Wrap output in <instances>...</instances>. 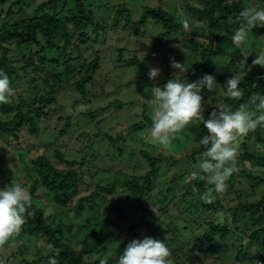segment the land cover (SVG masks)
<instances>
[{
    "label": "trees",
    "instance_id": "obj_1",
    "mask_svg": "<svg viewBox=\"0 0 264 264\" xmlns=\"http://www.w3.org/2000/svg\"><path fill=\"white\" fill-rule=\"evenodd\" d=\"M250 1L192 0V2L185 3V9L190 15L189 17L193 19V23L191 34L189 37H183L184 45L180 47V50L187 52L188 49L185 48L190 47L192 49H189L192 52L190 59L192 60H190L187 72L179 77L182 81H197L205 74H211L216 77L218 85L234 74H242L245 69L243 70L241 66H247V63L242 62L243 54L232 41L236 29L240 26L239 13L251 5H258L256 9L264 8V0H258L257 4L256 2L250 4ZM27 6V0H0V71L8 74L11 86L15 90L12 102L1 105L0 134L16 139L21 137L20 133L25 128L29 136H37L41 120L48 119L54 114L56 104H60V91L66 90V92L71 91L75 94L72 99L74 107L81 102L82 98L90 96L88 94L90 89L95 91L96 84H92V81L94 75L101 68V51L96 50L93 57H88L80 52L77 54L76 48L82 42L87 43L88 39H91L92 29L96 32L105 28L92 9L88 8L87 0H47L42 2L32 15L24 14ZM117 7L114 23L117 25L122 19H125L127 22L124 27H127L131 23L132 13L125 1L119 2ZM152 17L156 18L155 23H160L163 29L155 38L154 44L157 47L160 44L168 46L172 42V38L184 32L182 29L183 20L179 21L173 12L166 10L161 5L146 6L140 21L145 23ZM251 33L255 36L252 40L253 45L263 47L264 27H257ZM231 46L237 49L238 54L231 59L232 67L230 66V69L222 72L217 59L220 55H224ZM15 51L18 55H15ZM137 62L135 58L130 60L131 64ZM173 76L176 75L171 71L165 72L161 78V86ZM241 78L240 87L243 91L241 99L233 100L227 96L224 100V104L229 105L233 110L250 104V97L253 94L264 95V72L260 74L258 80L248 73ZM203 91L201 94L206 98ZM105 108L101 107L95 110L87 108L81 112L74 111L67 117L59 116L58 119L64 122L59 134L65 135L69 129L71 130L72 119L76 114L93 117L95 111H102ZM212 111L206 115L210 117ZM144 119H146L145 122L141 120L134 123L132 129L139 131L151 128V118L144 117ZM200 127L203 130L206 129L202 122ZM101 133L103 132L92 134L96 141H103L105 138L114 143L117 140H126L122 131L118 136L109 135L110 139L107 138L108 136L100 135ZM252 142L264 145V127H257L244 139L241 145L244 149L242 157L244 159L240 158L239 160H248L254 166L264 168V150L258 151L257 148L253 151L249 150ZM115 149H117L116 155L125 156V150L121 145ZM205 150L204 147L200 148L197 152L198 155H202ZM137 151V149L131 150L129 156H134ZM140 151L153 170L148 172L141 179L142 181L136 176L125 181V186L129 191L127 197L115 201L114 195L117 191L114 186H100L99 184L96 186V190L113 195L111 208L121 216V219L129 217L126 211L130 208L124 207L123 204L130 205V202L134 206V211L139 214V220L136 223H132L127 229L122 227V231L123 229L127 230V240L122 241L117 238L115 235L116 225H118L116 216L108 212L107 214L112 218L91 231L82 240V247L76 249L66 240V235L71 233L68 226L64 225L61 220L58 222L54 216L47 215L34 199L39 188H43L48 195L53 197L55 204L60 209L73 206V209L79 213L89 205L96 204L99 198L96 190L90 194L81 195L82 185L86 184L85 173L81 170L85 166L84 158L77 156L67 159L62 152H57V158L64 164L63 167H59L47 155H39L31 160H26V154L23 151L14 149L18 159L26 164L29 181H32L29 191L33 196V206L26 214V222L17 238L18 241H21V246L23 247L25 243L23 236L33 237L43 234L49 248L52 246L58 250L59 254L50 252L46 256H41L39 261L48 262L49 258L55 255L58 264H112L114 260L112 255H117L119 258L129 243L128 235L132 233L141 239L151 236L163 240L171 249L175 264H205L204 261L208 259L211 260V264H227L224 258L231 259V257H235L232 259V264L255 262L256 259L253 255H245L246 246H241L239 250H236L234 256H227L226 253L230 252L229 241L238 236L237 232L248 236L249 245L258 248L257 250L254 248L252 251H259L261 248L264 250V195L236 206H227L219 196L212 203H205L201 200V204L196 205L194 209L198 218L202 217L197 225L191 226L192 218H188L189 220L184 218L181 225L165 224L160 222L162 221L159 217L161 214H156L149 207L151 204L149 202L150 193L154 187V177L161 155L156 157L150 155L147 150ZM180 160L177 159L174 162L179 164ZM9 163L10 160L5 155V151L3 154L0 153V177L4 181L5 187L10 183H16V171L10 168ZM238 167L240 168L239 164ZM88 170L91 171V168L88 167ZM243 172L254 182H264V172L262 171L254 173L245 167ZM175 178H177L176 174H174V180ZM191 180L193 182L186 181L187 186H183L187 194L195 192L198 186H204L203 180ZM233 180L232 176L227 182L230 188L233 187ZM250 186L251 190L256 189L254 184H250ZM173 189L174 186L170 185L169 191ZM232 190L239 195L241 193V189L234 187ZM199 194L202 195L203 192L199 191ZM174 197L167 200L165 196L161 201L165 212H168L172 204H178ZM220 209L228 214L226 219L224 217V221H221L220 215L224 213H219ZM137 214L131 216L137 218ZM229 216H231V222L228 221ZM241 221H245V225H241ZM183 232L194 235L189 243L181 240L180 234ZM117 240L119 245L112 254H99L104 248L111 249ZM13 242L17 241L9 243ZM9 250V258H7L8 254L0 256L5 262L18 255L17 249L15 250L13 246L9 247ZM263 258L262 254L259 255V262H262ZM39 261H33L30 264H38Z\"/></svg>",
    "mask_w": 264,
    "mask_h": 264
},
{
    "label": "rangeland",
    "instance_id": "obj_2",
    "mask_svg": "<svg viewBox=\"0 0 264 264\" xmlns=\"http://www.w3.org/2000/svg\"><path fill=\"white\" fill-rule=\"evenodd\" d=\"M13 1V0H11ZM47 0H27V8L24 12L25 15H32L35 9ZM88 8H91L97 19L105 26L98 31H91V39H88L87 43L82 42L80 46H77L76 53L84 54L88 57H93L96 50H100L102 57L101 68L94 75L92 84H96L95 91L90 89V96L81 99V102L74 107L72 103L75 94L71 91H60V104H56L55 113L48 119L41 120L40 129L37 136H29L27 129L25 128L19 139L13 138L9 135L0 134V153L5 155L10 160V168L16 171V182L21 183L23 186L30 188L31 180L27 173L26 164L22 163L14 149L23 151L26 160H31L39 155H47L53 162L57 163L59 167H63L64 164L57 158V152H62L67 159H73L75 157L84 158L85 166L82 167L84 171V177L86 184L82 185V193L90 194L96 190V186H114L117 192L129 193L125 186V181L130 180L132 176H136L140 180L143 179L148 172L152 171V166L140 153L142 149L152 155L159 157L158 170L154 177V187L150 193L149 207L156 214H161L159 217L165 224L176 225L184 222L183 219L192 218L191 226L202 220L194 212L195 206L201 204L200 192H204L209 185L203 180L204 186H198L197 190L191 194L185 193L187 186L186 181L193 182L190 179V174L196 170L198 158H202V155H198V151L203 146L199 144L200 138L208 134L207 129L197 127L195 125L185 128L177 138L172 141L168 146H162L156 143L150 136V129H144L135 131L132 129V125L136 122L146 121L145 118L150 117L151 106L149 100L151 99V88L153 86H161L162 75L165 72L175 74L177 69L172 68L171 60L174 58L176 61L185 63L186 67L190 64V54L192 50L190 47L187 52L180 50V47L184 45L183 37H189L191 34V26L193 19L185 9V3L192 0H87ZM125 1L126 5L130 9L131 23L124 27L126 20L122 19L119 24H115V14L117 11V5L119 2ZM194 1V0H193ZM258 0H251L250 4ZM198 4V2H197ZM161 5L166 10L173 12L179 21L183 20L182 29L183 33L177 37L172 38V42L168 46L160 44L158 47L154 44L155 38L159 33L163 31L160 23H155L156 18H150L145 23L141 22V14L146 6L157 7ZM256 6V7H255ZM251 5V8H257L258 5ZM177 13H175V12ZM184 24L188 25L189 31H185ZM255 36L250 33V39L246 44L242 45L239 49L244 55H249L247 58V66H241L244 70L240 76L248 73L258 80L260 74L264 72V68L259 65H253L252 61L257 58L258 54L264 51V46H254L252 40ZM262 47V48H261ZM238 54L237 49L234 47L228 48L224 55H220L217 59L218 65L222 72L226 69H230L231 59ZM15 55L18 53L15 51ZM135 58L138 62L131 64L130 60ZM157 67L161 69L160 75L152 80L149 78V72L151 68ZM232 67V66H231ZM184 73L175 74L179 77ZM226 82L227 80L219 83L216 88L209 91L207 87L203 90L206 98L205 103V118H209L206 115L212 111L215 105L224 103L226 94ZM91 84L89 85L90 88ZM28 88V87H27ZM87 94V95H88ZM87 99V100H85ZM122 103V104H120ZM0 104V108H1ZM122 105V106H121ZM108 106V107H107ZM110 106V107H109ZM107 107L102 111H95L93 117L82 116L76 114L72 119L71 130L65 135H60L59 131L64 125L63 120H59V116L67 117L74 111H84L87 108L95 110L97 108ZM243 107L250 111L255 110V105L250 103ZM54 108V107H53ZM1 113V112H0ZM46 119V120H45ZM126 137L125 141L117 140L115 143L104 139L103 141H96L93 135L96 132H103L100 135L110 139V136H118L120 132ZM93 134V135H92ZM122 146L125 150V156L120 157L116 155L119 146ZM14 148V149H12ZM262 151L258 148V145L252 142L249 150L255 149ZM133 149L138 151L134 156H129V152ZM57 150V151H56ZM205 152V151H204ZM203 152V153H204ZM244 149L241 147L238 156L240 170L238 173L233 174V187L227 186L226 191L223 194L217 196L222 198L223 202L227 206H236L242 202L252 201L256 198H261L264 195V182H254L243 172L245 167L249 169L256 168L248 160L240 161L243 157ZM181 159L179 164H176L174 160ZM91 168V171L88 170ZM264 169V168H261ZM95 174L93 175V173ZM264 172V171H262ZM174 174L177 178L174 180ZM154 175V174H153ZM174 180V181H173ZM142 181V180H141ZM96 184H95V183ZM183 183H185L183 185ZM250 184H254L256 189L251 190ZM173 185L174 189L169 191V186ZM5 183L0 177V188H4ZM241 189V193H237L232 190L233 188ZM99 198L97 203L93 206L89 205L84 211L77 213L73 208L60 209L55 204L53 197L48 195L43 188H39L38 193L34 201L40 206L47 215H52L59 222L60 220L64 225H67L71 233L66 235V240L70 242L76 249L82 247V240L86 238L89 233L98 228V226L112 217L107 213L110 212L113 216H116L118 225H116L115 235L119 240H127V228L131 224L136 223L139 219V214L134 211V206L130 202L127 210L129 217L122 218L118 213L111 208L113 195L105 191L96 190ZM130 195V194H129ZM167 200L171 199L178 203L172 204L165 212L162 208L161 201L164 197ZM121 198L118 199V201ZM214 199V200H215ZM219 213L221 221H224V217L228 216L222 209ZM137 214V218L131 216ZM194 219H193V215ZM118 215V216H117ZM131 217V220H130ZM189 220V219H188ZM228 221L231 222V216ZM241 225H245V221L240 222ZM190 226V227H191ZM125 227L126 229H123ZM180 229V228H179ZM238 236L229 241L230 252H227V256L235 255L236 250H239L241 246H246L245 255H253L256 259L251 264H264V258L259 262V255L264 256V250L261 248L259 251H252L255 246H250L248 236H244L242 233L237 232ZM181 240L185 243H189V240L193 238V234L183 232L180 234ZM18 237L11 241H17L8 243L6 245L7 254L9 253V247L13 246L17 249L18 255L16 259L13 257L10 261H6L5 264H30V262H38L41 256H46L50 253L49 244L46 242V238L43 234L35 235L33 237L23 236L25 241L22 247L21 241H18ZM133 239H141L130 233L128 235V241ZM119 241L114 242L111 249H102L100 255L103 253L112 254L117 249ZM258 249V248H257ZM255 248V250H257ZM251 251V252H250ZM250 252V253H249ZM244 255V254H243ZM10 255H7L9 258ZM113 262L118 258L117 255H112ZM3 259V258H0ZM232 259L235 257L224 258L227 264H232ZM205 264H211V260H205ZM213 263V262H212ZM37 264V263H34ZM38 264H48L47 261H39Z\"/></svg>",
    "mask_w": 264,
    "mask_h": 264
},
{
    "label": "clouds",
    "instance_id": "obj_3",
    "mask_svg": "<svg viewBox=\"0 0 264 264\" xmlns=\"http://www.w3.org/2000/svg\"><path fill=\"white\" fill-rule=\"evenodd\" d=\"M240 26L236 29L232 41L240 48L250 39V33L257 27H264V8L245 7L239 13ZM185 31H189L184 24ZM243 54V53H242ZM249 55L243 54L242 62L247 63ZM253 65L264 68V51L260 52ZM171 66L178 73H186L185 63L171 60ZM161 73L157 67L151 68L149 78L155 80ZM241 76L234 74L226 82V94L230 99L240 100L243 91L240 87ZM216 77L205 74L197 81H182L179 76L168 79L163 86L151 88V138L162 146H168L185 128L200 123L207 129L206 135L199 140V144L206 150L202 158H198L196 170L191 172L190 179L204 180L209 187L200 196L205 203H212L216 195L223 194L227 189V182L233 174L239 172L238 156L244 139L257 127H264V95L253 94L250 102L255 110L245 107L233 110L229 105L220 103L215 105L209 118H205L204 97L202 90L209 91L216 88ZM15 90L7 73L0 71V104L11 103ZM264 150V145H258ZM251 171L261 172L259 166ZM33 206V196L29 189L21 183H10L0 188V256L7 255L6 245L19 237L26 222V214ZM154 210V209H153ZM50 252L58 255V250L50 246ZM0 264H5L0 259ZM48 264H58L55 255L51 256ZM116 264H175L169 246L160 239L145 236L143 239L131 240L120 254Z\"/></svg>",
    "mask_w": 264,
    "mask_h": 264
},
{
    "label": "water",
    "instance_id": "obj_4",
    "mask_svg": "<svg viewBox=\"0 0 264 264\" xmlns=\"http://www.w3.org/2000/svg\"><path fill=\"white\" fill-rule=\"evenodd\" d=\"M95 183V182H94ZM96 184V183H95ZM128 196V193L127 192H117L115 195H114V199L115 201H118L119 198H122V197H127Z\"/></svg>",
    "mask_w": 264,
    "mask_h": 264
}]
</instances>
